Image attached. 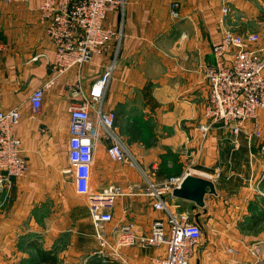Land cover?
I'll return each mask as SVG.
<instances>
[{"label": "crops", "instance_id": "0c3cea01", "mask_svg": "<svg viewBox=\"0 0 264 264\" xmlns=\"http://www.w3.org/2000/svg\"><path fill=\"white\" fill-rule=\"evenodd\" d=\"M40 2L0 0V108H19L22 117L15 131L28 160L24 176L0 195V264H46L40 262L39 251L50 252L57 264L66 255L70 259L85 254L88 264L95 230L86 200L82 206L71 202L62 214L61 175L70 163L61 154L57 160V153H63L57 140L63 129L68 134V105L77 99V86L87 92L112 54L96 55L80 68L59 73L53 67L55 49L40 21ZM175 3L178 16L172 14ZM125 6L108 16V23L115 27L123 20L125 39L105 108L117 107V131L151 180L156 181L162 164L157 155L171 153L165 165L177 174L190 172L214 182L216 193H207L203 205L173 191L165 196L179 213L199 223L202 217L216 220L221 215L223 224L216 223L214 230L246 235L248 241L235 245L237 255L205 248L204 261L207 257L211 264H228L233 258L253 259L249 245L262 243L264 249V213L259 215L264 190V109L258 112L257 125L249 123L248 134L242 132L239 140L219 124L202 138L199 126L208 121L210 88L205 68L214 61L212 45L229 30L257 33L264 46V0H126ZM224 7L228 13L223 17ZM44 83L43 106L34 112L29 94ZM157 138L164 140L165 150L158 148ZM108 145L104 141L97 153L94 187L101 189L111 182L127 185L136 176V221L148 230L163 213L143 194L146 179L139 169L111 160ZM128 200L117 201L112 226L126 221ZM248 220L255 224L241 229L239 224ZM79 237L84 239L81 248L75 246ZM67 238L72 245L62 248ZM150 249L136 248V264H146L157 253Z\"/></svg>", "mask_w": 264, "mask_h": 264}, {"label": "built area", "instance_id": "2783aa9c", "mask_svg": "<svg viewBox=\"0 0 264 264\" xmlns=\"http://www.w3.org/2000/svg\"><path fill=\"white\" fill-rule=\"evenodd\" d=\"M40 21L55 49L53 67L65 72L91 62L96 55L111 51V62L96 78L86 92L77 86L68 105V157L67 169L73 176L76 192L86 198L95 236L100 244L111 248L123 264H134L121 250L134 244L141 248L156 249L146 264H191V258L202 236V226L188 215L179 213L165 200L168 192L179 187L185 175L172 176L164 181L151 180L125 145L117 131L113 110L106 109L107 91L114 76L118 54L124 38L123 20L115 27L108 23L110 13L124 10L126 0H41ZM178 4L172 5V14L178 16ZM223 17L228 8H223ZM223 17L220 22H223ZM213 63L205 68L209 84L208 121L199 126L202 138L219 124L228 129L235 139L245 132L249 123L256 124L258 112L264 109V46L257 33L238 34L225 30L212 45ZM47 84L34 88L28 99L34 112L44 102ZM21 115L18 107L0 108V195L11 191L15 180L28 170V160L22 139L16 135ZM257 125V124H256ZM239 140V139H237ZM109 141L106 151L111 160L139 169L145 177L143 194L148 196L153 208L163 213L142 230L137 221H114V209L119 198L136 196L129 184L111 182L101 189L94 187V164L100 145ZM254 257L239 262L235 258L228 264H262V243L248 247ZM235 256L236 247L228 248Z\"/></svg>", "mask_w": 264, "mask_h": 264}, {"label": "rangeland", "instance_id": "374dc122", "mask_svg": "<svg viewBox=\"0 0 264 264\" xmlns=\"http://www.w3.org/2000/svg\"><path fill=\"white\" fill-rule=\"evenodd\" d=\"M4 2H11L12 0H3ZM113 112L115 113V118L117 119V107L114 105L113 106ZM69 134V133H68ZM67 134V130L63 129L62 131L59 132V136H58V144L61 143L63 145V153L60 151L57 153V160L60 161L62 159V157L65 159L68 156V149H67V142H68V137L69 135ZM158 139V138H157ZM158 148H160V150H165L164 144L163 143V139H158ZM128 145L129 143L126 142ZM130 149V148H129ZM134 152V151H133ZM60 154L62 155V157L60 156ZM64 154V155H63ZM134 156L136 157L137 161L139 162L138 157L136 156V153H133ZM158 159H162V164L160 165V167L158 168V172L156 175V181H164L172 176H177L179 174V172L177 171H173L171 168L167 167L165 165V160L167 158H171V153L169 154H159L157 155ZM65 162V161H63ZM70 166V164L66 167H64V169L62 170V185H61V190H60V194L62 196V201H61V210H62V214L64 213V211H66L68 209V206L70 205L71 202H76L78 204V206H82V203H84V200H86V198L83 195H80L78 193H76V188L75 185L73 183V176L71 173H69L67 170L64 171L65 169H68ZM133 184L134 182H136V176L134 177V179L132 180ZM132 191H136V186L134 185L132 187ZM261 196L262 198L260 199V203L263 205L262 207V211L259 212L260 217L262 216V214L264 213V190L261 191ZM72 196V197H71ZM124 197H127L129 200V202L126 204V206H129L130 209L128 213H126V221H136V196L134 194H129L126 195ZM260 204V207H261ZM226 205V204H225ZM261 209V208H260ZM263 212V213H262ZM264 219V218H261ZM201 222V226H202V236L200 241L198 242L196 248H195V253L193 254L192 258H191V264H211L209 263V261H204V258H202V253L204 251L205 248L214 250L216 253L222 252L223 253H227L228 252V248L230 247H236L237 243L239 240L241 241H248L246 235L244 234V232L242 231L240 234L236 233L233 234L231 233H225L224 230L222 229L221 232H218L217 230H214V227L216 228V223H219L220 227L222 226V222L224 221L223 217H221V215H219L217 217L216 220H210L206 217H202L201 220H199ZM246 222H249L246 224ZM246 222H241L239 224L241 229H245L246 227L250 226L251 224H255L253 221V223L248 220ZM113 223V222H112ZM111 223V224H112ZM111 224H108L109 226H111ZM264 227V220H263V224L261 225ZM261 228V227H260ZM248 236V235H247ZM81 238V237H79ZM84 239L81 238L79 240L73 241L75 242V246L76 247H80L83 244ZM89 240L87 239L86 243L88 244ZM110 243H108L107 245H101L99 240L96 238L95 235H93L92 238V247L88 252V253H92L93 256H98L100 257L104 262L108 263V264H123V262L116 258L114 255V252L111 248V240H109ZM71 244L72 245V241L70 239H66L62 242V248L67 247V245ZM236 245V246H235ZM136 248L143 252H145L144 248H141L139 245L134 244L131 246H125L123 248V250H121V253L128 258V260H130L132 263L136 264ZM128 249V252H126L125 250ZM151 250V249H149ZM130 254L132 256L131 259L129 258V256H127V254ZM229 253V252H228ZM69 256L66 255V257L61 258V262L59 264H66L65 262L66 259ZM73 258H68L69 263L67 264H86V257L87 255L83 254L81 256H72Z\"/></svg>", "mask_w": 264, "mask_h": 264}, {"label": "water", "instance_id": "95a60500", "mask_svg": "<svg viewBox=\"0 0 264 264\" xmlns=\"http://www.w3.org/2000/svg\"><path fill=\"white\" fill-rule=\"evenodd\" d=\"M174 195L191 199L203 205L207 193H216L215 184L212 180L193 175L190 172L185 175L181 185L173 190Z\"/></svg>", "mask_w": 264, "mask_h": 264}, {"label": "trees", "instance_id": "16d2710c", "mask_svg": "<svg viewBox=\"0 0 264 264\" xmlns=\"http://www.w3.org/2000/svg\"><path fill=\"white\" fill-rule=\"evenodd\" d=\"M38 253H39L40 262L42 263L45 262L46 264H57L56 258H54L50 252L47 253V252L39 251ZM88 264H108V263L104 262L98 256H92L88 261Z\"/></svg>", "mask_w": 264, "mask_h": 264}]
</instances>
